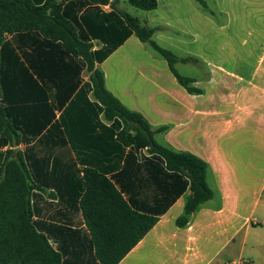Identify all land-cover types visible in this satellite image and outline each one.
Segmentation results:
<instances>
[{
    "label": "trees",
    "instance_id": "16d2710c",
    "mask_svg": "<svg viewBox=\"0 0 264 264\" xmlns=\"http://www.w3.org/2000/svg\"><path fill=\"white\" fill-rule=\"evenodd\" d=\"M195 1L208 12L204 0ZM128 2L158 8V0ZM107 5L112 0H0V264H119L186 192L179 227L214 198L208 163L160 144L155 135L166 129L129 110L95 67L135 35L181 87L202 95L195 79L175 69L200 61L160 46L157 29L130 14L103 12ZM7 36L22 39V57ZM57 172L75 175L71 202L70 186L61 185L67 180L52 177ZM37 189L55 190L58 205L81 213L87 228L82 219L73 227L56 217L49 219L63 225L35 220Z\"/></svg>",
    "mask_w": 264,
    "mask_h": 264
},
{
    "label": "crops",
    "instance_id": "0c3cea01",
    "mask_svg": "<svg viewBox=\"0 0 264 264\" xmlns=\"http://www.w3.org/2000/svg\"><path fill=\"white\" fill-rule=\"evenodd\" d=\"M204 1L216 6L209 17L195 0H158V8L143 11L142 19L123 7L126 0H112L113 5L101 7L105 13L126 12L157 29L154 38L180 58H197L200 62L193 65L205 68L206 79L193 78V86L203 94L190 95L168 63L135 35L103 63L95 64L104 73L106 88L129 110L143 115L154 130L166 129L155 135L161 136L160 144L208 163V181L217 188L214 198L202 204L186 226L179 227L177 221L190 195L186 192L119 264H264V33L253 35L248 22L256 14L257 20H263L264 14L252 12L257 8L251 3L257 0ZM216 14L227 20L230 34L221 35L222 28L214 25ZM161 30H172L175 36ZM6 40L22 57V39L7 36ZM92 43L93 51L102 46L98 41ZM81 77L88 82L90 73L84 71ZM257 148L262 149L259 162ZM23 149V145L15 148ZM78 176L83 177V172ZM52 177L67 180L61 185L70 186L64 195L71 202L77 192L75 175L57 172ZM34 196L39 212L35 220L63 225L49 219L56 217L71 226V220L82 219L87 228L81 213L76 216L72 208L58 205L61 198L55 190L37 189Z\"/></svg>",
    "mask_w": 264,
    "mask_h": 264
},
{
    "label": "rangeland",
    "instance_id": "374dc122",
    "mask_svg": "<svg viewBox=\"0 0 264 264\" xmlns=\"http://www.w3.org/2000/svg\"><path fill=\"white\" fill-rule=\"evenodd\" d=\"M255 3H251V7L252 8H257V10H254V9H252V12L253 13H257V12H260L261 14H264V0H257V2L256 1H254ZM208 4V12H212V11H215L216 10V6L214 5V4H211V3H207ZM123 5V7L124 8H126V9H131L132 11H136L135 13H133V16H135V17H138V18H140V19H142L144 16V12L143 11H141V10H137V9H135V8H133L129 3H128V1L126 0V4H122ZM199 6V5H198ZM225 7V6H224ZM227 8V7H226ZM225 8V9H226ZM259 8V9H258ZM199 9L202 11V14L204 15V16H206V17H209V16H211V14L210 13H208V12H206L202 7H200L199 6ZM260 10V11H259ZM136 13H139V14H136ZM252 13V17L254 16V14ZM255 18V19H254ZM254 18L252 19V20H248V22H249V26H250V32L254 35L255 33H264V24L262 23V21H264V19L263 20H257V18H258V15L256 14V16H254ZM213 20H214V25H216V26H218L219 28H222V30H221V35H226V34H230L231 33V30L230 29H227L226 28V26H227V20L225 19L224 20V18H222L221 16H219V15H217L216 14V16L215 17H213ZM263 24V25H262ZM203 25V27H204V23L202 24ZM263 27H262V26ZM225 26V27H224ZM224 28V29H223ZM215 29V28H214ZM162 31V30H161ZM161 31H159V32H161ZM162 33H164V35H170V36H175V34H174V32L172 31V30H165V32H163L162 31ZM161 33V34H162ZM160 34V33H159ZM158 38V37H157ZM156 37L155 38H153L154 39V41L155 42H157L160 46H162L163 48H166V49H168L169 50V48L167 47V46H165V45H163V43L161 42V41H159L158 39H157ZM189 39H191V38H189ZM165 46V47H164ZM262 48L264 49V42H263V44H262ZM149 49V51H151V53H154L155 54V56L158 58V59H160V60H163V61H165L163 58H161V56H159L156 52H154L150 47L148 48ZM173 52V51H172ZM174 53V52H173ZM217 53V52H216ZM216 53H214V54H216ZM221 54H222V52H220ZM238 54V50H235V52H234V54ZM262 53H264V50H263V52ZM261 53V54H262ZM174 54H176V55H178V56H180L179 55V53H174ZM219 53H217V55H218ZM215 58V57H214ZM251 61V60H250ZM175 69H176V71L180 74V75H182V76H184V77H190V78H200V77H204L205 79H206V77L208 76V74L206 73V71L204 70L205 68L203 67V68H198V67H196V65H193V64H181V63H178V64H176L175 65ZM202 77V78H203ZM250 122H252V123H254L253 122V118H252V121H250ZM255 124V123H254ZM156 140L158 141V142H160V143H162V141H161V136L159 137V138H156ZM254 151L255 152H257L256 154H255V157H256V160H257V162H259V160H260V158H261V151H262V149H259V148H257V149H254ZM249 152L250 151H247V153H245V155H249ZM248 183V181H246V184ZM250 183V182H249ZM208 184H209V186H210V188L213 190V192H214V194H217V188L215 187L216 185H215V183L212 181V180H209L208 181ZM251 186V185H250Z\"/></svg>",
    "mask_w": 264,
    "mask_h": 264
}]
</instances>
